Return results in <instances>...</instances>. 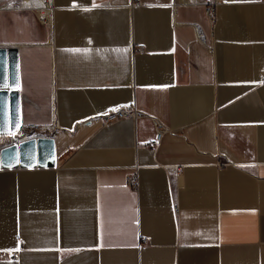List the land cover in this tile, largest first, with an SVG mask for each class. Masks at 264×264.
<instances>
[{
	"label": "crops",
	"instance_id": "1",
	"mask_svg": "<svg viewBox=\"0 0 264 264\" xmlns=\"http://www.w3.org/2000/svg\"><path fill=\"white\" fill-rule=\"evenodd\" d=\"M11 1L19 125L53 117L54 163L0 167V264H264V1Z\"/></svg>",
	"mask_w": 264,
	"mask_h": 264
},
{
	"label": "water",
	"instance_id": "2",
	"mask_svg": "<svg viewBox=\"0 0 264 264\" xmlns=\"http://www.w3.org/2000/svg\"><path fill=\"white\" fill-rule=\"evenodd\" d=\"M19 124L16 55L13 47H0V134L12 132ZM50 136L29 137L0 147V167L52 166Z\"/></svg>",
	"mask_w": 264,
	"mask_h": 264
},
{
	"label": "built area",
	"instance_id": "3",
	"mask_svg": "<svg viewBox=\"0 0 264 264\" xmlns=\"http://www.w3.org/2000/svg\"><path fill=\"white\" fill-rule=\"evenodd\" d=\"M264 1V0H263ZM42 2L40 1L38 3H34L32 0H13L8 3V6L13 7V8H19L22 5H25L24 7H31L33 10L35 7H42ZM215 0H207L204 5V11L206 15L211 18L213 15V5H214ZM131 5H134L137 3V0H130ZM38 5V6H35ZM35 11V10H34ZM37 15V14H36ZM49 16V15H48ZM38 19L40 21L42 20V17L37 15ZM46 20V18H45ZM46 22V21H44ZM115 109V111H113ZM137 112L133 109L131 104H125V105H118L116 107H109L105 110H103L101 113L96 115V119L101 123H107L113 120H117L120 118H129V117H134L136 116ZM55 125V121H53V117H51V122L48 125L49 127H53ZM47 125H38L35 123H27L23 126H20L19 124L15 127V129L12 132L6 133V134H0V147L9 145V144H16L20 140L27 139L29 137H37V136H47L46 132L44 130H48ZM161 130H156L154 133V136L152 139L148 140L146 144L149 147H153L157 141L160 138L161 135ZM126 181L129 183L133 182V176L132 175H127L126 176ZM140 241H144V238L142 237ZM5 252L3 250H0V257L4 254ZM7 256L11 259H14L17 256V249H11L7 251Z\"/></svg>",
	"mask_w": 264,
	"mask_h": 264
},
{
	"label": "bare ground",
	"instance_id": "4",
	"mask_svg": "<svg viewBox=\"0 0 264 264\" xmlns=\"http://www.w3.org/2000/svg\"><path fill=\"white\" fill-rule=\"evenodd\" d=\"M40 1H43L42 2L43 6L42 7H35L34 10H35L37 15L42 17L43 21L49 22V16L48 15H49V12H50L49 10H50L51 3L49 2V0H40ZM38 2H39V0H37L34 3H38ZM24 6L25 5H22L21 7H24ZM35 6H38V5L35 4ZM28 8L32 9L31 7H28ZM45 18H46V20H45ZM46 134H49V133H46ZM47 136H49V135H47Z\"/></svg>",
	"mask_w": 264,
	"mask_h": 264
},
{
	"label": "snow or ice",
	"instance_id": "5",
	"mask_svg": "<svg viewBox=\"0 0 264 264\" xmlns=\"http://www.w3.org/2000/svg\"><path fill=\"white\" fill-rule=\"evenodd\" d=\"M93 7H98V5H93ZM85 11H90L91 9H84ZM68 51H72V52H81V51H83V52H87V50H81V49H71V50H68ZM113 111H115V109H113ZM9 134H11V133H9Z\"/></svg>",
	"mask_w": 264,
	"mask_h": 264
}]
</instances>
